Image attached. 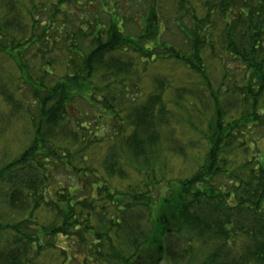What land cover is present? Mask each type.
Instances as JSON below:
<instances>
[{"label": "trees", "instance_id": "1", "mask_svg": "<svg viewBox=\"0 0 264 264\" xmlns=\"http://www.w3.org/2000/svg\"><path fill=\"white\" fill-rule=\"evenodd\" d=\"M46 2L6 0L0 14V52L13 69L3 74L0 64V97L11 125L30 121L24 149L0 161V264H264V156L255 150L264 129V0H197L201 13L199 4L177 0L197 25H180L181 47L160 44L156 7L132 35L116 2L107 7L111 0L103 3L108 25L74 21L70 9L83 0L52 1L40 23L36 10ZM52 29L67 35V60L51 55ZM163 60L193 78L178 83L173 72L154 69ZM181 125L199 130L196 141L207 145L185 176L187 167L167 161L193 149ZM94 147L105 153L103 176L92 183L88 173L100 169L89 159ZM122 154L141 162V190L112 183L127 179ZM58 174L76 183L59 182L53 193ZM166 175L175 177L171 193L158 203Z\"/></svg>", "mask_w": 264, "mask_h": 264}, {"label": "rangeland", "instance_id": "2", "mask_svg": "<svg viewBox=\"0 0 264 264\" xmlns=\"http://www.w3.org/2000/svg\"><path fill=\"white\" fill-rule=\"evenodd\" d=\"M5 1L6 0H0L1 15L3 14L5 15L8 10L5 5ZM25 1L27 4H32L34 2V0H25ZM40 1H47L45 3L47 4L46 6L47 8L44 10L42 9L41 6L39 10H36V14H37L36 16H38L40 23L43 21H45L46 23L50 18L51 14L53 13V10H51L50 8L52 6L51 2L57 0H35V3H38ZM106 1L108 0H83L84 4L79 8L76 5L75 7L74 6L71 7L70 11L72 12V17H74L73 20L80 23V20L78 18L79 15L83 17L84 16L88 17V20H92V21H94L95 17H98L99 21L101 20L108 25L110 18L109 13L103 11L104 9H106L103 4ZM191 1L195 5L199 4L198 12L201 13V9H202L201 3H197V0H191ZM113 2H116L115 5H118L119 15L124 17L126 16V18L123 19L122 22L124 31L127 34H132V35L140 34L142 29H144V25H141V23L144 22L142 17L146 16L145 14L150 10V8L156 7L157 8L156 10L158 11V15L160 17L159 21L161 23V27H160L161 30L159 29V33L157 35V37H159L160 39L159 41L160 44L165 43V44H172L175 47H181L183 42H185V32L181 29L180 25L183 24L184 25L183 28L187 30L188 29L194 30V28L197 26L193 18H190V16L186 14V12L181 13V11L178 9L177 0H111L110 4L107 5V7L111 10L115 6ZM62 6L63 7L67 6V3L64 2ZM199 16L202 17L200 14ZM211 18L212 19L217 18L218 21L222 23V21L220 20V13L218 12L217 13L215 12L211 16ZM55 19H56L54 22L55 26L60 25L62 23V21L57 19V17H55ZM220 23H218L219 26H221ZM42 28L43 26L40 25V27L38 28V33L42 31ZM148 32L151 34L153 32L150 26ZM63 33L57 34L56 29H52L49 36L53 34L50 38L51 40H55L54 42L56 43V46L54 47V50L51 53V55L53 58H59V59L62 58L64 60H67V55L69 54L67 47L68 41L66 38L67 35H64ZM228 58L229 56L227 57L226 61L227 60L230 61V58L229 59ZM10 62L11 60H8L7 55L0 52V64L5 65V67L1 69L3 74H5V72L8 70L11 72L13 71V69L10 66ZM155 64L156 65L154 69L156 70H159L161 72L163 71L173 72L172 74L174 75L175 79H178V83H180V79L182 77L193 78L191 74L187 72L185 67H182L171 60L157 61ZM64 66L65 65L59 66L58 69ZM218 66L219 64H217V68H220ZM240 74L241 73H238L237 76H239ZM217 75L221 76L220 73H218ZM94 80L103 81L98 76H95ZM146 82L149 83V85L151 84L149 81ZM75 104H78V106H80L84 110L89 111V113L91 114V110H90L91 108L87 106L85 102L81 100H77ZM32 109L36 111L35 107L30 108V110ZM7 111H8V106L5 104L4 100L0 97V161L3 160V162H8L9 160L14 159L17 155H19V153L24 149L25 145L29 142V138H30V134L25 133L30 125V121H24V118L22 119L18 117L19 120L15 119V123L11 125V121L10 123L8 122V118L6 115ZM23 112H24L23 114L26 113L25 111ZM89 113H85L86 118L90 117ZM4 118H6L7 121ZM184 118H186V115L184 116ZM90 119L92 120V118ZM179 132L182 133L184 139L185 137L188 136L192 137V141L187 143V146L188 149L189 148H193V149H189V153L187 155H183L182 153H177V152L175 153L172 152L173 154L171 155H169L168 153V156L170 157L167 158V161L169 165L172 164L173 166L187 167L186 172L182 174V176H185L188 175L191 172V168L197 164L200 156V151L203 150L204 152V150L207 148V145L204 148V145L201 142L199 144L198 141H196L198 138L200 139L201 137L199 130L189 129V126L186 127L181 125ZM257 143L258 145L255 148L256 152L259 155L264 156V129H262L261 132H258ZM172 144L174 143L172 142ZM104 153H105V147L103 148L94 147L91 149V151L89 150L88 152L90 162H93L97 168H100L98 170H94L88 173L87 178L90 179L91 182L96 179L97 175L102 174L103 176L102 173L103 168L101 167L100 162L98 161H100V158L103 157ZM161 160L162 158H158V160L156 161L159 162ZM119 163H122V165H124L123 166L124 175L127 177V179H122L121 177L113 176L110 178L112 183L117 184L119 187L126 188L128 182L130 181V183H132L135 186V188L141 190L142 185L138 182L139 172L137 171L138 169H140L141 171L143 170V167L140 164L141 162L131 159L127 154H122L121 157H119ZM162 165H163V160L160 162V164L156 165L158 171L162 169L161 168ZM175 170L176 171L178 170L177 167H175ZM139 175L143 177V172L139 173ZM74 177L78 178V174H75ZM104 177H108L107 174H104ZM83 178H85V176H83ZM173 178L175 177H169L168 175H166V177L162 176V185L158 189H156V190L161 189V191L156 192L157 197L161 195V198L158 203L161 202L162 196L164 195H166L167 197L170 196L171 189H168V184H170L169 179H173ZM55 182L56 183H50L48 186L50 191L53 193L57 190V188L60 187L59 182L61 184L65 182L68 183L69 185H74L76 183V180L72 182L71 179H67V175L58 174L55 177ZM129 198L130 196L128 195L127 198H125L126 201H128ZM121 225L122 224L120 223L117 229H120ZM65 239L66 242L70 241L69 237H65Z\"/></svg>", "mask_w": 264, "mask_h": 264}]
</instances>
